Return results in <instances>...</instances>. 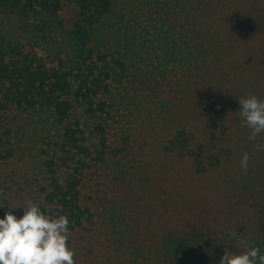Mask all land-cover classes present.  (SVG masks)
Wrapping results in <instances>:
<instances>
[{"label":"trees","instance_id":"16d2710c","mask_svg":"<svg viewBox=\"0 0 264 264\" xmlns=\"http://www.w3.org/2000/svg\"><path fill=\"white\" fill-rule=\"evenodd\" d=\"M251 7L247 0H0V217L32 200L45 215L68 216L70 242L93 216L84 186L111 166L108 180L138 195L145 223L169 217L159 231L147 227L153 244L184 237L195 264H219L225 250L248 246L264 253V148L255 147L264 132L249 139L238 102L264 99V41ZM197 90L209 93L206 111L198 110ZM191 115L193 124H178ZM138 132L161 133L152 134L159 154L192 180L205 179L216 199L183 193L185 203L176 202L180 172L170 169L167 181L156 162L143 161L144 141H132Z\"/></svg>","mask_w":264,"mask_h":264},{"label":"rangeland","instance_id":"374dc122","mask_svg":"<svg viewBox=\"0 0 264 264\" xmlns=\"http://www.w3.org/2000/svg\"><path fill=\"white\" fill-rule=\"evenodd\" d=\"M247 1L252 6L249 14L257 21L254 24L255 30L262 28L258 30L257 37L264 41V13L252 12V8L260 11L264 9V0ZM70 9L71 7H66L64 15H68ZM241 88L242 86H238V89ZM217 92L218 90L215 89L210 94ZM203 93L207 92L197 90L195 103L197 106L199 105L198 110L200 111H206L208 104L205 102L207 97ZM236 94L239 95V93ZM179 119L178 124L186 121L193 124L195 115L185 118L179 117ZM228 119L229 122L233 120L232 114H229ZM171 124L172 122H169L167 127ZM237 132L238 130L234 127L231 130L232 136L235 137ZM152 134L161 135L158 132L134 134L132 141H139V143L144 141L142 143L144 152L139 157L149 163L156 162L154 167L159 168L167 181L170 179V169L178 175L180 172V177L172 181L179 196L184 193L185 196L186 194L188 196L192 194L193 197L200 196L206 201L216 199L215 195L210 192L208 184L204 185L205 179L192 180L191 175L187 174L185 170L182 171L177 162H172L171 159H166L159 154L156 141H160V137L152 136ZM3 167L5 168V166ZM11 167L14 169L13 166ZM111 169V166L107 169V177L98 172L83 188V196L91 207L93 216L90 222L85 223L83 227H78L72 233L71 241L68 242L69 247L75 253V262L85 264H195L193 259L185 253L183 243L186 239L184 237L164 239L159 243H152L149 236L150 230L157 228L159 231L160 228L155 226H167L169 217L164 216L162 222L145 223L138 216V210L135 208L139 202L136 201L138 195H133V190L127 188V184L123 185L117 179H113L114 183L109 181L108 179L112 174ZM8 173L11 172L8 171ZM179 196L176 197L175 201H179V204L183 205L185 196ZM132 209L136 213L132 214ZM147 227L154 228L148 229ZM146 237L149 239L146 240Z\"/></svg>","mask_w":264,"mask_h":264},{"label":"clouds","instance_id":"9594fccd","mask_svg":"<svg viewBox=\"0 0 264 264\" xmlns=\"http://www.w3.org/2000/svg\"><path fill=\"white\" fill-rule=\"evenodd\" d=\"M240 116L250 130L249 139L255 140L264 132V99L248 95L238 99ZM256 150L264 148L257 144ZM249 155L244 153L241 168L248 169ZM23 209L17 217L12 210ZM6 211L0 217V264H76L74 251L69 247V218L67 215H45L38 203L29 200L21 206ZM239 237L237 232L232 234ZM219 264H264L260 247L248 246L239 254L225 250Z\"/></svg>","mask_w":264,"mask_h":264}]
</instances>
